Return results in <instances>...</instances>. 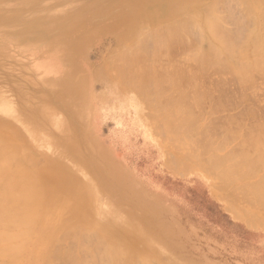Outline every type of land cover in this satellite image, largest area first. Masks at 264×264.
<instances>
[{"label": "rangeland", "instance_id": "obj_1", "mask_svg": "<svg viewBox=\"0 0 264 264\" xmlns=\"http://www.w3.org/2000/svg\"><path fill=\"white\" fill-rule=\"evenodd\" d=\"M212 1L0 0V114L10 113L14 124L0 133L9 132L22 145V154H33L29 169L35 178L45 173L52 157L60 159L65 168L60 173L73 174L79 183L60 175V227L67 214L89 226L84 225L89 230L85 239L82 229L76 238L60 232L57 251L93 264L111 243L127 255L138 253L139 264H264V202L253 188L259 183L264 187V149L250 143L264 131V69L251 67L246 83L222 64L198 67L190 56L196 48L206 50L208 42L199 39L197 28L199 36L190 27L178 29L183 40L176 31L177 38L163 53L146 38L151 47L140 43V52L151 48L148 55H157L151 58L147 50L138 61L133 51L137 44H131L136 39L130 36L126 43L121 37L142 12L145 18L132 25L140 36L174 27ZM253 2L220 0L217 5L222 33L230 35L223 40L229 49L227 41H233V51L245 46L255 22H263L264 11L244 5ZM259 2L264 6V0ZM169 7L172 16L166 12ZM187 41L193 45H185ZM62 46L72 47L66 51ZM123 51L130 58L134 53L135 59L127 61L133 68L124 67L136 73L141 66L140 75L136 73L141 81L145 75L150 83L161 80L153 81L161 87L146 85L149 99L129 86L125 77L131 72L112 65ZM196 70L194 89L187 86L185 74ZM179 74L182 84L173 89L167 79ZM156 87L161 90L154 91ZM212 150L229 162L240 159V172L233 176L244 177L222 184ZM57 177L49 173L46 184L53 187ZM76 188L80 194L75 196ZM226 202L241 218L227 210ZM246 219L259 227L249 226ZM55 260L49 264H59Z\"/></svg>", "mask_w": 264, "mask_h": 264}, {"label": "bare ground", "instance_id": "obj_2", "mask_svg": "<svg viewBox=\"0 0 264 264\" xmlns=\"http://www.w3.org/2000/svg\"><path fill=\"white\" fill-rule=\"evenodd\" d=\"M214 1H216V2L212 3ZM214 1L207 4V6L205 5L204 8L200 7L199 9H195V10H197L195 13L196 16L189 14L191 17H184L183 21L178 23L174 27L166 26V27H162L160 30H158L156 32L155 31L154 32L148 31L145 34H143L144 36H142V35L140 36L136 32L134 33V31L132 30V27L134 26V24L137 23V21H136L137 18H140V16L142 17V19L145 18L146 12H142L141 15L135 17L136 18L135 20H134V18L132 19L131 25L129 26L128 30L124 33V35H121V37H122L123 41L126 43H128L130 41L129 39L131 37H133L134 40L136 39V42L135 41H134V43L131 42V44H135V43L137 44V46L135 45L136 47L133 46L137 50V52H135V50H133L134 53L138 54L137 56H135L137 58L139 56V54L141 53L140 47H141L142 43L144 42V40H146V38L149 40V41H147L148 43L151 42V40H152V42H151V44H153L152 47H151V44L149 45L152 49L156 48V49H159L160 51L162 50V53H163V50H165L166 47L168 45H170V43L172 42L171 41L172 38L173 37L177 38L176 37V36H178L177 33H180L178 38H180V36H182V34H181L182 30L181 29H186V28L190 27L194 31L195 28H197L200 31L201 35L199 36V34H198L199 32L197 29H196V32H198V33H196L194 31L195 34H198V36L201 37L199 39H202V40L205 39L204 41L208 42V44H207L208 46H207L206 50L196 48L194 55L190 56V58H192L190 60L197 63L198 67H200L199 65H203V63L205 64L206 62H207V64H209V63L214 64L215 63V64H217L218 67L222 64L221 68H222V66H226L225 68L229 69L231 71V74H233L232 72H234V74H236V76H237V77H235L236 79L238 77L240 78L237 80L244 82L245 76L249 75L252 71L251 67L256 69V66H258V68L262 67L260 69H264V66L260 65L261 63L264 64V19H263L262 23L261 22H255V19L259 18V16L256 15L253 17V21L256 23V25L253 26L254 27V29L252 28L253 30H249L250 34H248V37L245 40L246 42L244 41L245 46L242 47V44H241V47H240V45H238V48L240 50L237 49L238 51L234 50L235 51L234 52L233 49H236L237 46L235 44L232 45L233 41L232 40L227 41V44L228 43L231 44L229 46L232 47L229 49L228 46H227L228 48L226 47V45H225L226 43L223 40L226 37H229L230 35H228V34L225 35L222 33V31H224V30H222L223 23H221V21H220L222 19L220 17H218L217 12H216V8H217V5H219L220 0H214ZM254 1L255 2H253L250 5L248 3H245L244 5H246L247 7L250 6L249 8H254L256 10L260 9L261 11H264V6L260 4L259 0H254ZM167 11L171 16L173 15L172 7H169L166 10V12ZM178 29H180L181 32L178 31ZM176 31H177V33H176ZM174 33H176V34H174ZM207 33L209 34L210 37L206 36ZM225 33H226V31H225ZM164 34L167 37H165ZM220 34H221V36H222V34H223V36L225 35V37L224 38L221 37ZM198 36L196 35L197 38H198ZM180 39H177V40H180ZM137 40L139 41L138 43H137ZM181 40H183V39H181ZM196 41H198V40H195V42ZM153 42L156 43L154 48H153V46H154ZM189 42L190 41H187V43H185V45L188 44ZM192 42H193V40H192ZM195 42H193V43H195ZM140 43H141V45H140ZM148 43H147V46H148ZM191 43H189V44H191ZM193 43H192V45H193ZM198 44L200 45V43H197V45ZM192 45H190L188 48H190V49H191V47L193 48ZM234 46H236V47H234ZM71 47L72 46H64V47L62 46V47H60V49L61 50L65 49L66 51H69ZM138 47L140 50H138ZM245 47H247L249 49V51H251V52L248 51L250 54H247L248 49H246L247 53L245 52V49H244ZM135 48H132V49H135ZM144 48H145V46H144ZM151 48H150V50H152ZM226 49H227V51H224ZM241 49L244 50V53L246 54V56H242L244 54L240 53L242 51ZM147 50L142 51L141 54H143V52L146 53L145 51H147V55H148V52L151 53V51L149 49H147ZM228 50H229V52H228ZM124 51H123L122 57H120L119 59L115 60L112 63V65H115V67H116L115 70L122 69L129 62L128 59H130V61H133L135 59L134 53H132L133 54L132 56L134 58L133 57L130 58L129 53H127V55H126V53H124ZM154 51H156V50H154ZM223 52H226V54L229 53L228 56L227 55L225 56L224 55L225 53L223 54ZM237 52H239V53H237ZM153 53H155V52H153ZM54 55H55V53L51 54L50 57H54ZM155 55H157V54H154L152 56L150 54L148 56H151V58H152V57H156ZM248 55H250L252 58ZM222 56H224L225 62L221 61V60H224V58ZM139 57H142V56H139ZM207 59H208V61H206ZM251 59L255 60V61H251ZM136 60L138 61V58ZM210 61H212L213 63ZM52 65H53V62H52ZM126 66H128L129 68H131V67L133 68V66H131V62H130V66H129V64H127ZM135 67H134V69H135ZM136 68H138V66ZM139 68H141L140 70H142L141 66ZM126 69L127 68L124 67L123 70H126ZM131 69L128 70V72H131L130 74L134 73L135 76L133 75L130 77V74H128V72H127L128 75H126V77L123 75L122 76L125 78H127V76H128V78H129L128 80H130L128 82L129 86L134 91H136L138 94L149 99V95L151 93H149V92L146 93V85L152 86L155 84V86L156 85L160 86V84H156V83L161 82V80H159L157 82L156 80H154L155 78L153 77L154 78L153 81H156V83H153V81L150 83L152 78L151 79L148 78V81L150 79L149 82L145 81V79L147 78V76L145 75V79H143L145 82L142 80L144 82V84H142V81H141L142 76H139V78H138V76H136V73L138 75H140V73H139L140 70L137 71L138 69H136L137 72L132 73L133 70H131ZM222 69H224V68H222ZM249 69H251V70H249ZM255 69H253V71ZM143 70H146V69L143 68ZM177 72H179L178 69H176L175 73H177ZM197 72L198 71L196 70V72L193 71L194 74H191V73L185 74V75H187V86L188 87H190L189 85H193V88L194 89L196 88L197 85L195 86L194 80L198 78V77L197 78L195 77L197 75ZM67 73L69 74L68 70H67ZM179 73H182V72H179ZM180 75H182V74H179V76L177 75L179 77L177 80H175L177 78V76H175V78H171L173 76H170V78H168L169 76L167 77L169 79V80L167 79L168 83L170 82V84H171L170 87H172V88L175 87L173 89H176V86H180L182 84L181 80H183V79H182V77H180ZM250 78L248 77L247 81H249ZM135 79H136V81H135ZM246 83H248V82H246ZM155 86H153V87H155ZM153 87H150V88H153ZM159 89L160 88L156 87L154 91H157ZM178 90H180V89H178ZM155 93H152V95ZM181 93H184V92H182V91L179 92V94H181ZM205 93H207V92H205ZM157 95L158 94H156L154 96L157 97ZM160 96L158 95V97H160ZM204 96L209 97V95L208 96L204 95ZM200 97H203V96H200ZM163 98H165V97H163ZM199 98H197V99H199ZM179 99L181 100L180 97H179ZM200 99H202V98H200ZM184 100H185V98H184ZM195 101H197V100H195ZM176 107H179V106H175V108ZM183 108H184V106H183ZM175 110H174V112L176 113L177 111H175ZM162 111L163 110H161V113H162ZM186 111L183 110V112L187 115V117L189 116V120L194 121L195 116L193 115L194 117H193V119H191V114L188 112V110H186ZM163 113H165L164 115H166V112H163ZM12 120L13 119L11 118L10 113L7 112L6 116H2L0 114V131H5L6 129L14 127ZM174 120H177L176 117ZM184 120H187V119L184 118ZM163 121H165V118L163 119ZM169 121L170 120H167L166 122L168 123ZM171 121L173 122L172 118H171ZM171 121H170V123H172ZM168 125L169 124H167V126ZM170 125H172V124H170ZM175 125L177 126L176 123L175 124L173 123L174 127H176ZM173 126H170V127H173ZM174 127L171 129H173V130L178 129L179 130L178 126L175 129H174ZM262 127L263 126H261V128ZM254 132H257V131L254 130ZM263 133H264V131H263ZM263 133H262V136L253 137L252 139H254V140H252V139L250 140L252 147H254L255 149H264V135H263ZM250 134L251 133H249V136H251ZM21 147H22V145L20 143H16L14 141V138L12 137V135L9 132L8 133H0V264H49V262L52 259L53 260L57 259L55 261L56 262L59 261V262H57L59 264H80L79 262H82V261H83L82 263L85 264V262L87 260L84 261L82 258L80 260H77V257H75V254H73V253L71 254L69 252L61 253V252L57 251V249L55 248L56 246H58L57 244L60 243L59 239L62 238V237L59 238L60 236H62V235L65 236L66 234L68 236L70 234H73L74 236H72V238L73 237L76 238V236L79 235L78 233H80V229L83 230L80 233L81 236L87 235L88 233H86V232L89 231V230H85L84 225H86V224H84L83 221L78 220V217L74 216V214H71V213H70L71 215L67 214V216H64L66 220H64L65 221L64 223L61 222L62 226L60 227V221H61L60 220V216H61V214H60V188H61L60 175H62L60 173V169L64 170L65 168L61 165L60 159L52 157L51 160L49 161L48 167L46 169H44V171H43L45 173L42 176H40V178H35L31 174L30 169H29L30 164L31 165L33 164L32 163V161L34 160V157L32 156L33 154L32 155L31 154H29V155L22 154L23 153L22 151L24 149H22ZM212 152L210 154L211 158H212V162L217 168H219L221 170L220 171L221 176L223 177L222 178V180H223L222 184L227 185L228 183H224V182H230L234 178L240 179V178L244 177L241 174H237L236 176H233L234 173L240 172V166H241V160L240 159H231L229 162L227 160L228 158H221L217 155L215 156V154H214L215 152L213 150H212ZM172 170H174V169H172ZM176 172H178L177 174H183V173H180L179 171H175L174 173H176ZM49 173H50V177H52L53 175L58 176L52 182V184H54L53 187H49V185L46 184V182H45V180H47L46 178H47V175ZM65 173H66V176L64 174L62 176L65 179H67L68 183L72 182V183L77 184V185L79 184L78 179L75 177L73 178V174L71 175L67 171H65ZM82 183L83 182H81L80 185H82ZM82 186L85 187L84 185H82ZM253 188L259 193L258 194L259 200L261 202H264L263 184L259 183L258 185H253ZM79 192H80V190L78 191L76 188V190L74 191V193H75L74 195L75 196L79 195L80 194ZM52 197H56L57 198L56 201L59 203H56V201L55 202L52 201V199H53ZM80 199H83L82 195L80 196ZM75 207H78V206H75ZM226 207H227V210L232 211L236 217H240L238 212L236 213V211L231 206H229L228 203H227ZM246 220H245V222H247L249 226L255 227V228L259 227V224L254 222L253 220H250V219H246ZM77 226H80V228L78 229L79 231H75ZM86 226L89 228L88 225H86ZM60 232L61 233L66 232V233H62V235H61ZM39 233L42 235V237L35 239L34 235H38ZM84 236H82L83 238L82 237L81 238L85 239ZM99 244L100 243H98V245ZM80 245H81V243H80ZM103 248L104 247L102 246V249ZM93 249H94V247H93ZM89 253H90V251H89ZM137 254L136 255H127L120 245H112L111 243H107V246H106V248H104L102 255H100V257L98 256V259H100V261L99 260H98L99 262L95 261V262H93V264H95V263L96 264H139V262H138L139 255H137ZM33 257L35 258V261H32ZM55 261H53V262H55ZM89 261H87L88 264H89ZM54 264H56V263H54ZM147 264H150V263H147Z\"/></svg>", "mask_w": 264, "mask_h": 264}]
</instances>
